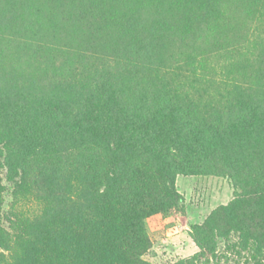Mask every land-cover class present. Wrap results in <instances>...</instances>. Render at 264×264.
Instances as JSON below:
<instances>
[{"label": "trees", "instance_id": "trees-1", "mask_svg": "<svg viewBox=\"0 0 264 264\" xmlns=\"http://www.w3.org/2000/svg\"><path fill=\"white\" fill-rule=\"evenodd\" d=\"M0 168L40 206L4 226L0 184V264H154L178 176L234 192L170 264H264V0H0Z\"/></svg>", "mask_w": 264, "mask_h": 264}, {"label": "rangeland", "instance_id": "rangeland-1", "mask_svg": "<svg viewBox=\"0 0 264 264\" xmlns=\"http://www.w3.org/2000/svg\"><path fill=\"white\" fill-rule=\"evenodd\" d=\"M226 56L211 55L206 62L208 68L206 67L203 74H215L216 78H224V74H229ZM209 91L215 92L213 87H209ZM201 95L204 96L203 98L210 97L203 92ZM0 184L5 188L2 192L1 212L4 226L8 227L5 216L13 218V213L31 216L39 211L40 206L32 198H21L17 203L13 202L11 185L5 180V171L2 168H0ZM176 186L184 196L185 214L174 213L168 216L157 214L146 219L147 232L153 245L143 258L154 264H170L178 259L192 256L197 251V247L190 237V226L201 223L217 206L227 204L233 198L234 192L228 178L216 176H178ZM250 263L246 253L243 252L239 256L234 251L227 250L224 242H220L217 256L211 259L209 264Z\"/></svg>", "mask_w": 264, "mask_h": 264}, {"label": "crops", "instance_id": "crops-1", "mask_svg": "<svg viewBox=\"0 0 264 264\" xmlns=\"http://www.w3.org/2000/svg\"><path fill=\"white\" fill-rule=\"evenodd\" d=\"M178 178V177H177Z\"/></svg>", "mask_w": 264, "mask_h": 264}]
</instances>
